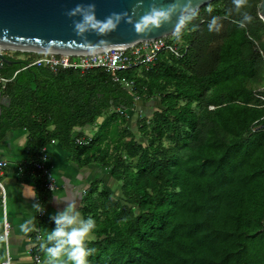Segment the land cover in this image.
<instances>
[{"label":"trees","instance_id":"obj_1","mask_svg":"<svg viewBox=\"0 0 264 264\" xmlns=\"http://www.w3.org/2000/svg\"><path fill=\"white\" fill-rule=\"evenodd\" d=\"M260 3L249 0L252 19L243 27L235 13L223 19L232 0L203 6L179 39L167 38L181 58L164 52L149 68L120 73L131 89L104 69L54 73L27 67L36 55L6 53L18 63L0 69L11 80L4 132L30 131L32 162L53 137L68 140L76 127H94L74 152L82 166L100 165L120 183L116 195L95 181L84 199L83 217L96 222L88 264H264ZM213 16L222 18L219 32L208 30ZM155 102L160 108L148 114ZM38 182L44 206L48 193ZM37 220L35 254L46 264L40 245L55 223Z\"/></svg>","mask_w":264,"mask_h":264},{"label":"crops","instance_id":"obj_2","mask_svg":"<svg viewBox=\"0 0 264 264\" xmlns=\"http://www.w3.org/2000/svg\"><path fill=\"white\" fill-rule=\"evenodd\" d=\"M34 55H36L35 59L40 57L38 54ZM19 59L22 60L20 57ZM47 68L51 69L50 67ZM52 71L59 73L65 70ZM81 72L83 71L81 70ZM0 78L3 77L0 76ZM8 80L5 85L0 82V92L3 98H9L5 93L8 83L11 82L10 79ZM5 107L8 106H1L0 117L4 113ZM4 131L5 128L0 122V159L7 163L2 177L8 196V221L12 225L10 240L12 264H35L36 256L41 260L40 255L35 254L40 244V237L37 236L39 235V228L35 225L38 217L39 219L45 220L47 224L54 222L51 217L58 211H62L68 202H75L77 210L83 216L82 208L84 199L95 181H102L104 186L108 187L116 195H121V186L119 185L120 183L113 180L111 170H102L100 165L94 163L88 166L81 165L83 164V160L75 154V147L86 144L87 139H92L94 133H90L88 127H76L72 137H69L68 140H62L55 136L44 146H47L48 149L49 166L53 175L66 188L60 189L55 193H50L46 190L48 197L44 205L45 211L42 213L44 215L42 216V214L33 211V205L40 201L38 181L41 178L44 182V179L34 168V163L38 161L39 157L36 161L31 162L32 135L27 128L20 127L11 128L6 132ZM29 220L32 221L33 230L31 232L22 231L21 225ZM2 231L3 204L0 192V237ZM6 246L7 244L3 239L0 242V264L6 259ZM41 263L42 260L37 264Z\"/></svg>","mask_w":264,"mask_h":264},{"label":"clouds","instance_id":"obj_3","mask_svg":"<svg viewBox=\"0 0 264 264\" xmlns=\"http://www.w3.org/2000/svg\"><path fill=\"white\" fill-rule=\"evenodd\" d=\"M232 8L226 11L223 19H227L235 13L242 17L239 21L243 27L251 22L250 14L245 9L250 7L249 0H232ZM141 3L129 11L113 12L103 19H98L96 15L95 3L78 4L73 9L66 12V15L73 20V30L77 37L85 44L86 49L92 53L107 50L111 43L101 39L96 43L87 40V35L95 33L97 36H107L116 31L121 23L132 25L138 35H148L154 30H159L165 25H173L172 35L179 39L183 31L192 24L198 15V6H194L193 0H173L172 3L161 5L153 0L148 10L134 19L136 8ZM211 11V9H209ZM78 18V19H77ZM221 17L213 16L208 23V30L219 32L222 24ZM191 30H196L195 26ZM33 211L39 214L44 213L42 204L33 205ZM51 219L55 223V229L46 231L45 242L41 243V250L46 255V264H88V258L95 252L89 247V237L96 228L95 220L89 216L84 218L77 210L75 202H68L62 211H58ZM24 232L33 230L32 221H26L21 225ZM3 237H0V242Z\"/></svg>","mask_w":264,"mask_h":264},{"label":"water","instance_id":"obj_4","mask_svg":"<svg viewBox=\"0 0 264 264\" xmlns=\"http://www.w3.org/2000/svg\"><path fill=\"white\" fill-rule=\"evenodd\" d=\"M216 0H193L200 11L203 6ZM173 0H156V3L167 5ZM95 3L98 19H103L113 12L129 11L136 8L134 19H139L153 3V0H0V59L4 64L18 63L8 59L6 52L32 54H57L85 56L94 54L86 49L85 44L73 30V20L66 12L78 4ZM260 18L264 22V0L258 7ZM78 19V18H77ZM175 18L173 19V25ZM173 25H165L148 35H138L132 25L121 23L118 29L107 36L87 35V40L96 43L104 39L111 47H129L144 41L172 37ZM105 51V50H104ZM102 52V51H100ZM3 65H0V69ZM94 86L88 87L93 90ZM10 98H3L0 92L1 106H9Z\"/></svg>","mask_w":264,"mask_h":264},{"label":"built area","instance_id":"obj_5","mask_svg":"<svg viewBox=\"0 0 264 264\" xmlns=\"http://www.w3.org/2000/svg\"><path fill=\"white\" fill-rule=\"evenodd\" d=\"M189 47H186L188 51ZM164 52L174 54L176 57H182L183 54L179 51L177 44L170 42L167 38L155 39L144 41L139 44L129 47H115L102 52L85 55V56H72V55H57V54H38L39 58L34 59L27 67L33 66H46L54 71L68 70V69H81L83 72L92 71L94 69H104L109 72L114 82L131 89L134 85L133 82L127 81L120 76L124 71H132L140 67L149 68L154 64L159 56ZM14 53V52H10ZM0 65L2 61L0 60ZM8 79L0 78V82L4 85ZM264 101V97H261ZM263 126H257L254 131L260 130ZM7 163L0 159V192L2 197L3 207H7L8 196L6 187L1 180ZM34 168L39 175L44 179L45 188L50 193H55L60 189H65L66 186L60 184L49 166V153L47 146L43 147L40 152L38 161L34 163ZM44 214H42L43 216ZM6 239L10 236L11 224L7 219L4 222ZM10 233V234H9ZM6 246V259L2 264H12V252L9 248L8 241ZM36 263L41 260L38 256L35 257Z\"/></svg>","mask_w":264,"mask_h":264},{"label":"rangeland","instance_id":"obj_6","mask_svg":"<svg viewBox=\"0 0 264 264\" xmlns=\"http://www.w3.org/2000/svg\"><path fill=\"white\" fill-rule=\"evenodd\" d=\"M168 39H170V40H174L175 38L172 36V37H170V38H168ZM6 53H10V52H6ZM16 53H18V52H16ZM19 54H20V58H21L22 60H24V59H26V58H33L32 56L34 55V54L20 53V52H19ZM157 108H160V103L155 102V103H153L152 109H151L150 111H148L147 113L150 114L152 111H155V109H157ZM138 110H141V107H138ZM136 117H137V113H135V115L132 116V119H131V125H132V127H133V129H134L135 132H137V129L134 127L135 122H136ZM88 131H89L90 133H94V132H95V131H94V127H88ZM1 180L3 181V177H1ZM5 219L8 220V205H7L6 208L3 207V231H2V233H1V237H3V239H4V241H5L6 244H7L6 240L8 241V245H9V248H10V247H11V246H10V245H11V243H10V240H11V234H10V233H12V232H11L12 230H10V233H9L10 236L8 237V239H6V236H5V227H4ZM9 223H10V222H9ZM10 224H11V223H10ZM11 226H12V225H11ZM93 240H94V235L91 234L90 237H89V241H93ZM10 250H11V249H10Z\"/></svg>","mask_w":264,"mask_h":264}]
</instances>
